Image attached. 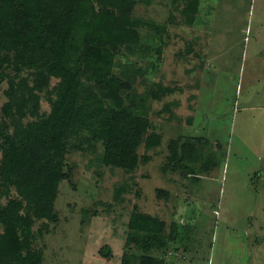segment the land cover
Returning <instances> with one entry per match:
<instances>
[{
	"label": "rangeland",
	"instance_id": "1",
	"mask_svg": "<svg viewBox=\"0 0 264 264\" xmlns=\"http://www.w3.org/2000/svg\"><path fill=\"white\" fill-rule=\"evenodd\" d=\"M182 7L136 0L133 14L164 31L139 29L151 52L117 58L137 67L158 63L135 83L136 92L153 82L172 89L147 113L162 135L160 147L134 171L98 168L91 154H68L70 180L60 183L54 203L58 220L33 226L42 264H120L134 207L166 223L165 247L148 253L164 264H264V0H200L191 23ZM7 88L0 84V122ZM42 97L40 113L47 114ZM179 136L199 145L190 165L197 180L167 161L168 143ZM158 190L168 196L157 197ZM171 223L181 231L176 243L168 239ZM43 225L48 234L38 233ZM104 245L112 253L107 259L98 254Z\"/></svg>",
	"mask_w": 264,
	"mask_h": 264
},
{
	"label": "trees",
	"instance_id": "2",
	"mask_svg": "<svg viewBox=\"0 0 264 264\" xmlns=\"http://www.w3.org/2000/svg\"><path fill=\"white\" fill-rule=\"evenodd\" d=\"M172 2L182 4V18L191 23L200 0ZM135 5L136 0H0V84H8L0 122V197L6 200L0 204V264H42L32 248L33 226L58 220L54 203L60 183L70 180L68 154H91L98 168L134 171L161 145L147 113L172 89L153 82L138 93L133 86L143 84L158 63L117 62L151 52L139 29L164 31L137 18ZM161 49H155L159 61ZM52 79L57 82L50 87ZM42 96L47 114L40 113ZM195 143L184 136L171 139L167 161L175 172L183 168L181 176L197 180L190 168L200 151ZM167 196L157 191V197ZM166 229L163 220L134 207L120 264H132L135 252H141L136 264H164L148 253L165 247ZM41 230L49 233L46 225ZM180 232L171 223L169 241L176 243ZM98 254L112 255L107 245Z\"/></svg>",
	"mask_w": 264,
	"mask_h": 264
},
{
	"label": "crops",
	"instance_id": "3",
	"mask_svg": "<svg viewBox=\"0 0 264 264\" xmlns=\"http://www.w3.org/2000/svg\"><path fill=\"white\" fill-rule=\"evenodd\" d=\"M160 147V146H159ZM158 148V147H157Z\"/></svg>",
	"mask_w": 264,
	"mask_h": 264
}]
</instances>
